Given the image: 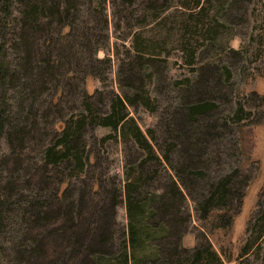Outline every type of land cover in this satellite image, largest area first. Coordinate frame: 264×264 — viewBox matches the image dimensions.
<instances>
[{"label":"rangeland","instance_id":"374dc122","mask_svg":"<svg viewBox=\"0 0 264 264\" xmlns=\"http://www.w3.org/2000/svg\"><path fill=\"white\" fill-rule=\"evenodd\" d=\"M9 1L10 13L4 20L3 7L9 4L0 0V61L6 57L12 70L22 68L18 51L21 30L16 2ZM193 1L74 0L67 19L74 24L73 44L77 43L80 52V88L85 85L82 72L86 60L99 77L96 83L102 94L97 107L101 113L114 114L121 97L125 100L121 113L136 121L152 145L150 154L132 139L117 138L110 127L99 126L96 131L100 137L114 136L98 148L104 159L106 190L118 202L114 248L119 251L129 230L127 169H143L145 173L138 186L140 195L138 187L135 190L140 203L153 193L159 199L163 192L166 196L176 189L175 197L170 196L173 214L160 221L167 224L171 234L176 233L178 246L184 233L183 247L188 250L198 246L207 234L200 210L204 198L210 195L213 184L232 178L240 186L246 185L240 214L230 228L208 237L226 264H264V0H201L198 6ZM58 20L53 19L54 35L63 22ZM190 20L198 22L196 30L186 29ZM137 46L146 56L161 54H154L160 59L138 58ZM96 47L98 61L92 63L90 56ZM23 76L10 77L5 85L0 80V264H24L28 248L23 238L27 225L24 201L44 199L48 193L47 185L37 178L42 162L40 147L47 139L39 137V144L36 136L21 141L14 136L16 129L24 127L28 132L35 123L48 124L45 122L58 117L67 120L74 110L80 113L84 108L81 96L73 94L55 106L57 81L49 78L27 91ZM206 83L211 96L200 94ZM197 93L208 102L209 109L197 112L195 127L184 122L183 133L189 135L194 145L191 153L197 155L196 168L189 175L188 148L176 139L174 127L183 126L192 96ZM36 94L38 101L32 103ZM145 97L149 99L147 106L142 103ZM52 109L59 111L55 114ZM246 122L252 126L243 128ZM127 132L135 134L132 124ZM83 135L81 149L85 155L91 128L87 126ZM71 189V201L88 196L81 180ZM237 206L234 204L233 209ZM158 215L152 217L151 224ZM247 243L248 254L239 258Z\"/></svg>","mask_w":264,"mask_h":264},{"label":"trees","instance_id":"16d2710c","mask_svg":"<svg viewBox=\"0 0 264 264\" xmlns=\"http://www.w3.org/2000/svg\"><path fill=\"white\" fill-rule=\"evenodd\" d=\"M2 1L9 4L8 7L6 4L3 7L5 20L6 15L10 13L11 1ZM200 1L194 0L192 4L198 6ZM15 2L16 10L20 15L21 31L18 33L20 39L18 51L21 50L19 66L22 68L17 66L12 70L9 69V63L6 57H3V61H0V80L5 85L8 78L19 79V75L23 74L25 79L23 89L29 91L50 78L58 84L53 101L55 106H61L62 101L70 94L76 97L80 95L84 106L82 112L74 110L67 120H60L58 117L52 122H45L48 124L36 125L35 123L32 130L28 132L24 127L15 131L14 136L21 141L24 138L36 136L35 140L39 144V137L47 139L46 143L40 147L42 162L38 167L37 178L41 180L43 186L47 185L44 188L48 193L45 194L44 199L32 198L24 201L27 204L25 208H22L23 217L27 222L23 230V238L28 242L27 251L24 253V264H226V260L215 248L208 235L214 236L217 230L230 228L240 214V208L244 204L246 185L242 187L237 181H231L232 178H226L218 185L213 184L209 191L210 195L204 198L200 210L207 234L202 237L198 246L188 250L183 247L184 233L178 246L175 241L176 233L171 234L167 224L160 221V219L166 220L167 216L173 214L175 207L170 196L175 197L176 189L170 190L166 196L163 192L159 199L153 193L152 197H147L140 203L139 198L135 196V190L141 185L145 173L143 169L142 173L135 172L133 168L127 169L125 202L129 230L121 248L115 251L113 241L118 228L116 220L118 202L106 190L104 159L98 149L103 148L114 136L109 134L100 137L96 131L99 126L110 127L117 138L132 139L133 143L146 147L150 154H152V145L136 121L133 118L127 119L121 113V104L125 105V100L121 97H118V103L114 106V114L101 113L97 107L102 94L96 83L99 77L93 71V67L89 68L86 65V60H84L85 67L82 72L83 74L85 72V85L82 89L80 88V52L77 49V43L73 44L75 43L74 24L67 20L71 16L74 0H15ZM53 19H59L60 22L63 20L56 35L53 32L55 29H52ZM189 22L186 29L196 30L198 22L191 20ZM39 34H41L40 40L37 39ZM53 44L55 47H52ZM180 46H183L182 43ZM142 50L137 46L138 58L160 59L155 55L161 54L153 53L152 56H146ZM190 55L193 54L190 52ZM96 57L97 47L95 52H92L90 61L95 63L98 61ZM204 87L201 88L200 94L211 96L207 90L208 83L204 84ZM200 94L192 96L190 113L184 121L182 120L183 126L178 124L174 127L177 131L176 139L188 148L185 153L189 155L188 160L191 162L187 167L189 175L190 172L193 175L192 170L196 168L194 161L197 155L191 153L194 152V145L189 135L183 133L184 122L195 127L197 112L209 109L208 102L202 99ZM38 98L36 94L32 103L37 102ZM126 100L130 99L126 97ZM148 101L149 99L145 97L142 103L147 106ZM73 105L75 106L74 103ZM51 111L57 114L59 109ZM130 124L135 130L133 135L127 132V126ZM87 126L92 130V137L85 144L84 155L81 147L84 142L83 133ZM251 126L252 124L248 122L243 124V128ZM149 136L154 138L152 133ZM165 158L168 160V155H165ZM77 180H81L82 184L86 185L88 196L78 201H71L68 193ZM139 190L142 189L138 187L140 195ZM155 203L158 205L155 206ZM236 203L238 206L235 210L233 207ZM0 207H3L2 203ZM156 214H159V218L151 224V219ZM163 239H165L163 243L159 241L160 245L157 244L158 240L163 241ZM143 245L146 246L145 250L141 248ZM249 250L250 246L247 243L239 258L247 255ZM142 251L144 252L140 255Z\"/></svg>","mask_w":264,"mask_h":264}]
</instances>
